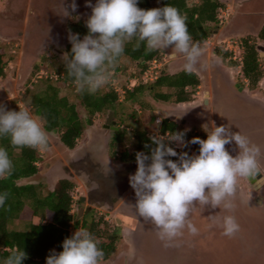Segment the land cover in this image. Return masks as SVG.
<instances>
[{"label":"clouds","instance_id":"1","mask_svg":"<svg viewBox=\"0 0 264 264\" xmlns=\"http://www.w3.org/2000/svg\"><path fill=\"white\" fill-rule=\"evenodd\" d=\"M137 4L138 0H97L94 6L86 5L91 8L86 21L88 34L81 40L79 34L70 32L71 53L62 57L67 76L72 79L77 92L94 94L109 83L111 70L123 55L125 43L134 38L136 48L143 43L149 52L164 51L171 46L172 52L167 55L170 61L181 54L186 61L184 69L188 73L196 70L203 50L199 42H193L186 17L171 5L142 10ZM69 8L76 11L75 0L67 7L64 5L65 17L69 16ZM18 108L19 111L8 110L0 105V138H10L11 145L17 150L28 147L47 151L49 134L43 127V118L31 114L27 108ZM186 131L163 136L150 134L155 147L151 148L150 155L136 153L137 170L129 176L130 187L136 196L135 205L129 206L135 208L143 221L154 226L165 247L173 246L172 242L185 228L192 235L198 234V229L189 220L194 206L210 205L214 209L223 206L225 210H231L238 179L254 178L260 173V148L240 132L232 133L222 125L206 131V140L193 138L185 142ZM233 141L239 149L235 157L225 147ZM174 142L182 147L179 151L173 149ZM190 143L191 146L199 145V154L194 153L193 148V155L189 153ZM188 144L187 152L177 153ZM167 157H177V160L173 162ZM13 167L7 150L0 147V178L10 177ZM8 195L7 192L0 193V208L5 206ZM221 227L223 235L230 238L240 231L232 215L223 217ZM62 249L59 253L52 250L46 264H101L104 259L98 241L86 228H79L66 238ZM25 259L26 253L17 248L3 264H22Z\"/></svg>","mask_w":264,"mask_h":264},{"label":"trees","instance_id":"2","mask_svg":"<svg viewBox=\"0 0 264 264\" xmlns=\"http://www.w3.org/2000/svg\"><path fill=\"white\" fill-rule=\"evenodd\" d=\"M6 0H0V12L3 11ZM171 5L177 8L186 17L188 32L193 42L204 43L213 33L211 26L217 25L216 17L220 9L225 8L224 0H138L137 7L142 10L162 8ZM68 33L79 34L82 40L88 34L86 21L77 20L68 23ZM264 42V25L256 37L248 36L241 40L244 48L241 72L247 80L249 90L256 91L259 83L264 77V70L260 66L261 58L258 53V42ZM135 38L125 43L124 53L119 57L118 62L111 72L118 74L127 70L123 61L136 63L141 70H144L148 61L153 59L161 60L163 50L146 51L145 44L136 48ZM69 43L64 53H71ZM216 55L222 60L228 58V53L217 50ZM12 55L8 54L4 46H0V78H5L8 63L13 61ZM230 67L237 65L230 61ZM52 66V64H51ZM38 66H35L32 76L37 73ZM58 81H61L66 89L74 91L73 98L78 103H70L68 97L59 96V87L53 84L51 79H45V86L41 88L26 89V97H29V106L33 115L43 118V127L48 134H56L57 141L61 148L73 151L83 137L85 123L92 125L95 116H105L112 112L117 116L124 101L132 105L144 108L148 105L145 93L151 97L152 102L170 104H182L193 101L192 95L196 87L200 85L199 77L194 73H188L185 69L176 73H168L162 69L158 78L148 86H139L125 91L124 99L119 101L118 94L107 83L94 94L88 92H77L71 78L67 76L65 65L55 67ZM112 76V77H115ZM28 78L27 82L31 81ZM56 79V80H57ZM33 83H31L32 85ZM34 86V85H33ZM188 88L190 90H188ZM77 106L82 107L85 112L84 123L77 111ZM138 121L137 113L122 112L121 118L117 120L118 131L111 132L108 143V153L114 157L119 152L118 160L122 162L132 161L136 164V153L144 152L151 154L152 144L149 134L144 131H135L132 134V146L123 148L126 141V129L123 125L126 122ZM184 132L178 124L169 118H162L159 123L158 134L163 136L169 133ZM193 138L207 139L206 133H193L187 131L184 137L185 142ZM148 145L149 147H145ZM171 147V145L169 144ZM0 147L7 150L9 158L13 163V173L10 177L0 178V193L7 192L8 198L5 206L0 208V264L15 249L19 248L26 253L27 259L22 264H46V258L52 250L61 252L62 243L70 238L79 228H86L98 241V248L104 253L103 261L109 260L115 253L121 235L118 229H111L103 220L93 215L79 217L78 212L72 213L73 200L70 192L74 189L75 183L68 178L59 179L52 189L41 195L40 185L22 183V180L37 175L40 170L36 164L41 161L38 150L24 147L17 150L10 143V138H0ZM183 147L180 152H187ZM194 153L199 154V145L192 144ZM176 162L177 157H167ZM137 165V164H136ZM37 219L38 222L34 223ZM21 224L22 229L13 227ZM13 224V225H12Z\"/></svg>","mask_w":264,"mask_h":264},{"label":"rangeland","instance_id":"3","mask_svg":"<svg viewBox=\"0 0 264 264\" xmlns=\"http://www.w3.org/2000/svg\"><path fill=\"white\" fill-rule=\"evenodd\" d=\"M225 1V9H227L228 12L226 15L220 14L223 23L224 21H230L234 12L238 11V8L235 5L236 3H232L234 0ZM72 2L73 0H6L5 7L3 11L0 12V46H4L8 54L13 56L14 60L8 63L5 78H0V105L6 106L8 110L15 111H19L18 106H20L22 108H27L32 114L29 106L30 99L25 95L26 89L31 88L35 91L37 87L41 88L45 86L46 83H44V81L47 78L51 79L50 81L59 87L60 97H68L70 103H78L77 100L72 97L74 91L66 89L63 83L58 81L54 69L60 65H65L62 57L65 54L63 52L65 47L70 43L68 39L69 33L66 30L68 23L80 19L87 21L91 15V8L86 5L91 3L94 6L97 0H75L77 6L76 11L72 12L69 8V16L65 17L64 5L67 7ZM256 8L258 9V13H264V6H262V4L259 6L257 5ZM254 17L264 19V15H256ZM249 20H253L251 23H257L256 18L246 19L244 22H241L240 20H234L233 22L242 26L243 23L248 22ZM227 24L221 27L218 25L211 26L210 29H213V33L211 34L212 38L209 37L207 41L200 44L203 50L202 54H205L208 61L217 65L219 69L225 71L227 74L229 73L230 78H234L240 81V83H245L241 72V66L238 61L235 60L237 65L229 69L228 63L232 60L227 58L224 61H220L215 51H222V47H225L227 43L230 44L229 46L231 49H235L234 44H239L242 39H245L248 36L254 37V34L243 33L240 34V36H235L233 33L228 32L230 29L229 27L227 28ZM233 29L237 31L236 26L233 27ZM222 41H225V43L222 44ZM258 45V53L261 58L260 66L264 70V44L259 41ZM171 52V46L164 49V54L158 62L161 64V69H165L168 73H176L180 69H184L186 61L184 57L170 61L167 55L171 54ZM235 55L237 58L242 56L239 51H236ZM123 62L126 63L128 67L126 71L116 74V79L119 82L116 87L123 86L126 78L132 75V73L138 75L141 71L138 64L130 63L128 61ZM35 66H38L40 69H38L37 73L32 76ZM31 76V81L27 82L28 78ZM152 82L145 86H148ZM31 83L33 84L31 85ZM263 91L264 77L259 83V87L256 91L252 92L249 90L254 98L259 99L262 98ZM146 93L145 99L147 100L148 105L144 108H140V106L132 105L130 103L126 105L125 102L122 101L124 95H120L121 93L118 95V99L119 101H122V105L116 117H114V114L112 113L111 121L115 122V126L117 125V120L121 118L122 112L123 114H126L135 111L138 117V121L126 122L123 125V128L127 130L125 138L127 142L122 145L123 148H125V146H132V134L135 131H144L149 135H156L158 133L160 120L163 117H174L179 122L182 118H180L179 114L181 113V115L184 116L185 112H187L188 108H182L181 106H179L180 108L172 105L160 106V104L152 102L151 97ZM201 98L202 92L196 97V100L200 101ZM157 108L159 109L157 110ZM77 111L84 123L86 115L83 108L77 106ZM106 117L107 115H98L94 117L92 125L85 123L83 137L78 143L77 148L73 151L61 148L57 141V135L49 134L48 150L39 151L41 161L36 165L40 172L29 179L22 180L21 182L40 185L41 188L39 191L41 195H46L59 179L67 178V175L63 173L62 168L66 165L69 154L74 153L77 149H80L90 142V140L92 141V138H96L94 131L95 129L100 130V126L104 123ZM157 121H159V123H157ZM188 128L186 126L183 127L184 130ZM213 129L214 127H212V130ZM111 135L112 134L109 131L108 136L111 137ZM70 179L75 183L74 189L70 192V196L73 200L72 213H75L78 210L76 199H78L83 189L79 180L75 177H71ZM238 182L242 186V191L249 187L244 178H239ZM242 195H244L243 197H251L246 191H244V194L242 192ZM97 213H99V211H97ZM226 215L232 214L222 206L215 209L210 205H207L204 208L199 205L194 206L190 212L189 220L198 229V234L192 235L187 228H185L183 234L180 236L183 238L177 237L178 239H175L172 242L173 246L171 247H165L164 243L160 244L161 240L154 231L153 225L149 226L151 228L149 231H147L148 229L144 230V228L140 227L137 229L140 233L136 234V231L134 234H131V230H124L121 227L115 226L113 217L108 216L106 220L108 227L113 230H119L121 241L118 243L114 255L107 261H101V264H138L137 261L141 260V258L156 260V262H159V260H166L168 257L174 256H177L179 259L184 256L185 259L190 257L191 259L189 262L186 260L184 264H237L238 261L240 262L241 257H245L247 261L251 258L247 253L250 252L248 250L249 247H244L238 242L237 233L231 238L223 235L221 224L223 217ZM233 215L238 223L240 216L236 214ZM94 217H97V214H95ZM117 220L120 221L121 217H117ZM37 222L38 220L35 219L34 223ZM13 224L12 225L15 228H23L21 224H15L14 222ZM146 226L148 228V225H146L145 222V228ZM240 230L246 238L245 240H249V238H247V235L250 234L249 229L242 231L241 225ZM252 232H254L253 229ZM136 239L137 241H135ZM183 240H185V243ZM141 242L143 244L146 242H153V244L159 243L160 247L153 246V248H149L148 250L143 249L140 251V249H137L136 244ZM137 246L139 247V245ZM136 255H138V257H135ZM145 259H142L143 261L140 262L146 263V261H144Z\"/></svg>","mask_w":264,"mask_h":264},{"label":"flooded vegetation","instance_id":"4","mask_svg":"<svg viewBox=\"0 0 264 264\" xmlns=\"http://www.w3.org/2000/svg\"><path fill=\"white\" fill-rule=\"evenodd\" d=\"M233 3L235 2L233 1ZM235 5L238 11L234 12L230 21H224L219 27L228 23L227 28L229 27L230 29L228 32L233 33V35L240 36V34L248 33L254 34V37H256L264 25V19L254 16L264 15V13L257 12L256 15H244L239 10L241 5ZM252 18L257 19L256 24L254 22L251 23L253 20L243 23L242 26L233 22L234 20L244 22L246 19ZM235 26L237 31L233 29ZM261 43L264 44V42ZM257 47H259L258 44ZM218 59L220 58L218 57ZM220 61L222 60L220 59ZM228 67L229 69L232 68L229 65ZM196 70L197 74L193 72L199 77L200 85L193 92V101L189 102L190 104H177L181 107L183 106V108H188V112L177 123L180 130L207 134V132L212 130V127L223 125L232 133L240 132L241 135L248 137L251 144L260 148L258 161L261 177L264 178V91L261 99L254 98L253 94L249 92L247 83H240V81L230 78L229 73H225L217 65L208 61L205 54L201 55ZM188 90L190 89L188 88ZM200 91L202 92V98L199 101L196 100V97L199 96ZM206 110L210 111V113L207 119H203V114H205ZM102 125L100 130L95 129L96 138H92L93 143L91 146L84 151L76 150L74 153L69 154L67 163L62 168L68 179L75 177L81 183L83 190L78 199H76L77 212L81 211V217L97 214V218L103 217L105 222H107L108 216H112L114 225L124 230L136 231L141 227L149 231L151 230L149 227L151 223L146 222L148 228L147 226L145 228V221L139 217L134 207L129 206L136 203L135 192L129 184V176L135 174L137 165L132 161L122 162L118 160L120 153H115L114 157H111V154L108 153V143L111 138L108 133L109 131L115 132V130L111 129L112 124L107 129H103ZM116 126L114 125V127ZM184 126L190 127L184 130ZM117 128L119 129L118 126ZM226 149L233 157L238 155L239 149L234 141L226 145ZM97 174L100 176L98 182H90V178ZM244 180L249 186L244 191L249 193L251 197H243L242 192L244 194V191H242V186L238 182L237 194L233 201L234 207L231 210H227L232 215H239L238 223L240 227L242 225V231L249 229L250 233L247 235L249 240H245L246 238L241 233V230L237 233L238 242L244 247H249L248 250L250 252L247 253L251 257L247 261L245 257H241L240 262L238 261L237 264H264V180L261 181L257 175L253 178L254 184L258 183L257 188H254L247 178H244ZM117 217H121L120 222L117 221ZM253 226L257 229L255 230ZM252 229L254 232H252ZM138 233L140 232L137 231L136 234ZM183 241L185 243V240ZM161 243L163 242L161 241ZM160 244H153V242L143 244L141 242L137 243L136 247L141 251L153 248V246L160 247ZM133 247L136 248L135 246ZM135 257H138V255ZM184 257L179 259L174 256L168 257L166 260H159L158 258L159 262L141 258L137 262L138 264H184L186 260L189 262L191 259L190 257L186 259ZM142 259H145L146 263L140 262L143 261Z\"/></svg>","mask_w":264,"mask_h":264},{"label":"built area","instance_id":"5","mask_svg":"<svg viewBox=\"0 0 264 264\" xmlns=\"http://www.w3.org/2000/svg\"><path fill=\"white\" fill-rule=\"evenodd\" d=\"M227 12L228 11L225 8L220 9L218 11V15L216 17L218 26L223 24V21H222L223 19H222V16L220 14L226 15ZM224 43H225V41H222V44H224ZM217 44H220V43H217ZM229 45L230 44L227 43V45L225 47H222V51L228 53V55H229L228 59L229 60H232L233 62H235V60H237L238 63L241 65L242 56L237 58L235 55L236 51L241 52V54L243 55L244 48H243L241 42L239 44H234L235 49H231V47ZM158 61L159 60H157V59H153L151 61H148L146 63V67L144 68V70H141L138 75L133 73L132 76H128L126 78L124 85L120 86V87H116L119 82L116 79V75H115V77H112V76H114V72H112L111 79L109 81V86L118 95L120 93H121L120 95H124L125 91H127V90H130V89L137 87V86H140V85H146L152 81H155L158 78V75L160 74V71H161V68H160L161 64ZM244 81L247 82L246 80H244ZM181 148H182L181 146H178L176 144V142H174L173 149L175 151H179ZM188 150H189V153H191L193 155L191 143H190V147Z\"/></svg>","mask_w":264,"mask_h":264},{"label":"crops","instance_id":"6","mask_svg":"<svg viewBox=\"0 0 264 264\" xmlns=\"http://www.w3.org/2000/svg\"><path fill=\"white\" fill-rule=\"evenodd\" d=\"M224 2H226V1L224 0ZM234 2L237 5H241V7H239V10L241 12L240 11L239 12L241 14H244V15H256L257 12H258V9L256 8L257 5H255V4H260V5L262 4V5H264V0H234ZM227 3H228V1H227ZM210 37L212 38V35ZM181 58H183V56L181 54H177V59H181ZM180 70H182V69H180ZM194 72L196 73L197 70H195ZM158 104H160V106H170V105H172V106H178V108H180L179 105H177V104L176 105L175 104H170V103L166 104V103H162V102H159ZM182 108H183V106H182ZM158 109L159 108H157V110ZM209 113H210V111L208 112L206 110L205 114H203L204 115V118L203 119H207L208 116H209ZM179 115H180V118H181L182 117L181 113ZM163 118H168V117H163ZM169 119L175 121L176 123H178V120L176 118H174V117H170Z\"/></svg>","mask_w":264,"mask_h":264},{"label":"water","instance_id":"7","mask_svg":"<svg viewBox=\"0 0 264 264\" xmlns=\"http://www.w3.org/2000/svg\"><path fill=\"white\" fill-rule=\"evenodd\" d=\"M111 117H112V113L110 112V113H108L107 114V117H106V119H105V121H104V123H103V125H102V128L103 129H107L108 128V126L110 125V124H112V127H111V129H113V130H118V128L117 127H114V125H115V122H113V121H111ZM93 143V140L91 141V142H88V144H85L83 147H81L80 149H78V151H84V150H86L88 147H90L91 146V144ZM257 176H258V178L261 180V181H263L264 180V178L263 177H261V173H258L257 174ZM100 179V176H98V174L97 175H95V176H93V177H91L90 178V182H98V180ZM251 183H252V185H253V187L254 188H257V185H258V183H256V184H254V180H253V178H247ZM78 216L80 217L81 216V211L78 213ZM118 222H120L119 220H117ZM137 231V230H136ZM136 231H130L131 232V234L133 233H135Z\"/></svg>","mask_w":264,"mask_h":264}]
</instances>
